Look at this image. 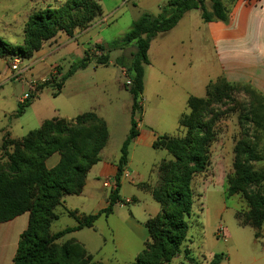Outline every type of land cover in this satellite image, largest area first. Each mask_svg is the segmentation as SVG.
Returning a JSON list of instances; mask_svg holds the SVG:
<instances>
[{
    "label": "trees",
    "instance_id": "16d2710c",
    "mask_svg": "<svg viewBox=\"0 0 264 264\" xmlns=\"http://www.w3.org/2000/svg\"><path fill=\"white\" fill-rule=\"evenodd\" d=\"M205 1H209L207 9ZM235 0H165L159 12H143L120 39L108 45L95 43L84 55L72 62L68 69L51 74L40 82L29 98L19 101L13 114L20 116L25 108L37 97L43 87L52 89L58 95L64 81L75 72L93 66L107 65L109 53L134 44L135 50L128 60L118 55L114 64L125 68L128 83L124 88L131 96L129 129L123 139L114 176L115 186L108 195V204L98 212L84 216L68 211L76 220V225L51 233L50 224L56 217L54 208L66 194L82 191L88 169L99 160V153L106 145L108 127L106 122L94 112H84L71 119L52 118L43 121L40 127L29 131L20 139L3 137L1 151L6 160L0 162V222L8 221L28 212V224L18 240L12 264H103L92 260L84 247L76 240L57 244L55 240L66 233L91 227L100 217H107L113 207L123 200L119 195L120 179L128 161L129 145L138 135V121L141 119L144 66L149 64L150 42L158 35L172 29L183 14L191 9H199L201 19L209 21H229L230 7ZM101 0H65L58 7H46L32 11L25 22L23 45L12 44L0 38V58L28 59L44 42L59 31L72 36L74 31L86 28L103 13ZM233 85L223 78L209 82L205 96H188V112L180 115L178 124L186 128L184 137L158 135L152 147L166 150L171 159L160 163L159 183L150 189L151 197L160 210L148 218L145 227L148 240L137 254L132 264L169 263L180 252L189 229L188 218L192 212L193 191L191 180L196 173L204 171L208 150L215 140L213 116L200 118V109H208L212 99H217L218 85ZM241 84V83H240ZM246 86L253 96H257L258 106L250 103L243 117L244 138L233 147V176L228 180V196L242 192L248 199L249 209L238 216L241 224L250 225L260 237L264 226V194L247 190L249 185L264 181V166L254 168L252 162L264 160V97ZM82 133V134H80ZM65 135V137H62ZM8 147H11L8 149ZM262 149V153L258 151ZM58 153L59 161L47 168L45 161L53 153ZM3 157L0 156V159ZM7 173V174H5ZM95 228V226H93ZM184 258L193 262L190 250L184 247ZM226 258L224 253H215L209 264H219ZM184 264V263H180Z\"/></svg>",
    "mask_w": 264,
    "mask_h": 264
},
{
    "label": "crops",
    "instance_id": "0c3cea01",
    "mask_svg": "<svg viewBox=\"0 0 264 264\" xmlns=\"http://www.w3.org/2000/svg\"><path fill=\"white\" fill-rule=\"evenodd\" d=\"M117 5H125V0H119L115 7L109 10L110 13L105 16L102 14L86 28L74 31L72 36L59 31L54 37L44 42L30 58L22 59L18 70L10 68L11 77L20 78L27 88L30 81L40 82L50 76L53 68L59 70L60 73L65 72L72 62L84 55L85 50L88 48L93 50L95 43H101L99 40L93 44L90 42L95 35L93 32L107 23L106 17L109 20L115 14V10L119 7ZM205 6L207 9L210 8L209 1H205ZM101 7L103 11L102 4ZM192 12L196 13L192 15ZM229 16V21L226 23L204 22L201 19L200 10L191 9L183 14L172 29L158 34L150 42L147 54L152 53L153 58L149 59L147 66L151 69L162 67L164 72H167V69L170 71L185 69L181 75V80L185 82L180 86L185 107L188 96L204 97L207 84L219 78H223L228 83L248 85L264 97V0H235L230 7ZM6 60L4 57L0 58V62L5 66ZM109 64H112L111 61L107 65L93 66L91 63L85 69L78 70L64 81L56 96H53L52 89H49L53 97L62 98L58 103H51L50 107L41 103V95L48 88L43 87L20 116H13L15 110L9 115L8 119H12L11 124L0 129V140L3 139L5 133L9 138L20 139L29 131L40 127L47 119H71L84 112H94L106 122L109 128L113 122L115 110L118 108L117 98L119 99L123 89L126 90L119 77L123 75L122 68L118 69L117 75L112 69L104 70ZM7 71L3 75L5 78L8 76ZM175 82L177 83L174 85H179V81ZM2 83L3 81L0 82L1 88ZM168 83L173 82L168 79ZM22 94L18 96L17 103L21 101ZM183 109L184 107L179 115L184 113ZM158 134L161 133L156 132L150 126L143 129L140 124L138 125V135L130 142L128 161L124 168L129 172L130 177L126 178L122 175L120 179L119 195L123 202L115 204L112 213L107 217L100 216L93 224L95 228L93 226L83 227L66 233L55 240L57 244L76 240L94 261H100L103 264H132L148 238L145 222L157 214L160 208L159 205L152 203L147 206L140 204L137 194L144 191L134 182L145 177L132 168L130 159L133 148L151 147ZM118 158L119 151L108 153V143H106L99 153V160L86 172L82 191L79 194L64 195L61 203L54 208L56 217L49 227L51 233L76 225V220L68 211L84 216L96 213L108 204L110 189L104 183L114 181ZM59 159V154L53 153L46 159V167L52 168ZM125 181L133 184L137 191L130 196L123 197L120 190ZM129 199L131 202L127 204L131 205L130 208L126 210V213L118 215L116 207L125 206L124 201ZM57 208H60L59 212ZM225 209L226 206L222 204L216 208V224L222 223ZM233 210L237 226L252 228L251 245L258 244L256 249L250 246V242L233 237L226 225L224 235L220 239L222 243L216 242L215 247L209 249L202 237L201 228H196L194 234L197 237L192 242L187 240L185 245L190 250L191 255L189 256L193 262H188L183 255H178L174 258L176 264H209L215 253L226 255V258L219 264H231L232 255L239 257L240 264H264V226L260 229V237L256 238L254 236L256 229L250 225L241 224L235 216V209ZM61 215H66L70 219L63 226L55 228L54 224ZM202 215L203 208H201L200 217ZM28 217V212H25L8 221L0 222V264H12L20 235L27 227ZM101 221L105 225V231L100 228ZM123 232L136 237L141 242V248L128 255H115L120 248V237ZM107 242L111 244L113 250L108 253L102 248ZM170 264L173 263L170 262Z\"/></svg>",
    "mask_w": 264,
    "mask_h": 264
},
{
    "label": "rangeland",
    "instance_id": "374dc122",
    "mask_svg": "<svg viewBox=\"0 0 264 264\" xmlns=\"http://www.w3.org/2000/svg\"><path fill=\"white\" fill-rule=\"evenodd\" d=\"M64 1L65 0H0V38L12 44L23 45L25 39L24 28L28 15L34 10L46 7H58L63 4ZM164 1L165 0H125V5H117L119 7L115 10V14L109 18V20L106 17L105 21H107V23H104L93 32L95 35H93V39H91L90 42L93 44L96 40H99L102 44L108 45L112 41L120 39L123 34L128 31L131 22L140 16L141 13L148 12L157 14L159 12V6L164 3ZM118 2L119 0H101L100 3L103 6L104 12L102 13L103 16L110 13L109 10H112ZM192 13V15H194L196 12ZM134 50L135 47L133 43L125 45L121 50H111L109 56L112 64H109L107 66L108 68L104 70L112 69L113 72L118 75V69L120 67L114 64L115 58L123 54L128 62ZM148 57L152 59V53L148 54ZM4 58L7 59L6 66L4 63L0 62V82L3 81L1 84L2 88L0 87V129L3 126L11 124L12 119H8V117L17 108L18 96L23 93L24 89L26 90L24 82L18 77L13 79V76L11 77L12 74L9 73V70L11 71L9 65L13 57ZM6 70H8V76L5 78L3 75L6 73ZM122 72L123 75H119L121 83H128L129 80L125 76V68H122ZM184 72L185 69H179L178 71H170L167 69V72H164L162 67L158 69L154 67L151 69L150 66H144V92L141 96L142 114L141 119L138 121V125L140 124L143 129L150 126L156 132L161 133L158 135L164 134L170 137L185 136L186 128L178 124L180 115L182 114L179 115V113L182 108L184 107V112L189 111L184 105V99L180 89V86L185 82L181 80V75ZM168 79L173 83L169 84ZM175 81H179V85H174L177 83ZM217 88V99H212L209 108H199L200 118L204 120L210 116L215 118L213 129L216 134L215 140L212 141L209 146L207 165L204 171L196 173L191 180L193 211L188 218L190 227L186 240L182 244L180 252L177 255L184 254L183 250L185 249L184 247H186L187 240L192 242L197 237V235L194 234L196 228H201L202 237L209 249L214 248L216 242L222 243V240H220L222 236L216 234L218 223L216 224L217 219H215V210L220 204L226 206L222 224L224 226L226 225L231 235L245 242H250V246L255 249L258 247V244L251 245V241H253L252 228L248 226H237L234 219L233 209H235V216L238 218V216H241V214L249 209L248 199L242 192H238L231 196L227 194L228 180L233 176V147L238 139L245 137L243 129L244 113L247 112L250 103L253 104L255 102L254 105L256 107L258 106L257 96H253L249 89L240 83L233 85H218ZM49 89L51 88H46L45 92L41 95V103L47 107H50L53 102L58 103L62 100L61 97H53L49 93ZM117 102L118 108L115 110L113 122L108 128V153L115 152L116 150L119 151L120 145L129 129V107L131 103L129 92L123 89L119 99L117 98ZM3 137L7 138L8 134L5 133ZM62 137H65V135ZM1 143L2 140H0V156L3 155V157L0 159V162L3 163L6 157H4L1 151ZM10 148L11 147H8V149ZM133 149L132 158L130 159L132 168L145 177L135 180L134 182L144 191L138 192L137 194L140 198V204L147 206V204L152 203L158 206L148 193L152 187L157 186L159 183L158 167L160 163L168 161L172 157L162 148L154 149L151 146L143 148L135 147ZM258 151L260 153L263 152L262 149L259 148ZM252 165L254 168H262L264 166V160L252 162ZM113 185L115 186V182H113ZM247 190L264 194V181L249 185ZM136 191L133 184L125 181L123 188L120 190V194L123 197L130 196ZM128 202H131V200L124 201V203H126L125 206L118 205L116 207V213L118 215L126 213V210L130 208L131 205L127 204ZM201 208H203V215L200 217ZM57 210L59 212L60 208H57ZM69 219L68 216L61 215L59 220L55 222L54 227L63 226ZM99 224L100 228L105 231L104 223L101 221ZM237 230L239 232H237ZM247 237H249V239H247ZM120 238V248L116 251L117 253L115 255H128L141 248V242L136 237L131 236L130 233L123 232ZM147 240L148 238L146 241ZM102 248L106 253L113 251L109 242L105 243ZM120 250L122 252H120ZM171 262L176 264V259H172ZM230 262L231 264H240L239 262L241 261L237 255H232ZM163 264H170V262Z\"/></svg>",
    "mask_w": 264,
    "mask_h": 264
},
{
    "label": "built area",
    "instance_id": "2783aa9c",
    "mask_svg": "<svg viewBox=\"0 0 264 264\" xmlns=\"http://www.w3.org/2000/svg\"><path fill=\"white\" fill-rule=\"evenodd\" d=\"M93 52H94V54H96V55L100 54V51H98V50H94ZM20 62H21V58L14 56V57L12 58V60H11L9 66H10V68H11L12 70H18V66H19V63H20ZM56 73H57V69H56V68H53L52 74H56ZM45 79H46V78H45ZM45 79H44V80H45ZM44 80H42V81H44ZM42 81H40V82H42ZM40 82H38V81H36V80H32V81H30V82L27 84V88H26V90H25L24 93L21 95V101H22V100H25V99H27V98H29L30 95L36 91L37 86H38V84H39ZM123 176L126 177V178H129V177H130V174H129L128 171L124 170V171H123ZM113 182H114V181H113ZM113 182H112V181H111V182L108 181V182L104 183V185H105L106 187H108L110 190H112V189L114 188ZM224 231H225V226H224L222 223H219L218 226H217L216 234H217L218 236H222V237H223V235H224Z\"/></svg>",
    "mask_w": 264,
    "mask_h": 264
}]
</instances>
